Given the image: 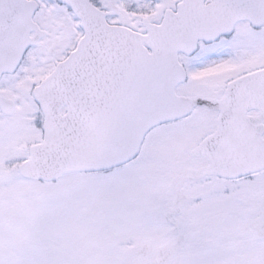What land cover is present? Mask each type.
<instances>
[{"label":"snow or ice","instance_id":"6c2138e0","mask_svg":"<svg viewBox=\"0 0 264 264\" xmlns=\"http://www.w3.org/2000/svg\"><path fill=\"white\" fill-rule=\"evenodd\" d=\"M0 264H264V0H0Z\"/></svg>","mask_w":264,"mask_h":264}]
</instances>
